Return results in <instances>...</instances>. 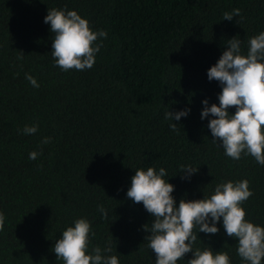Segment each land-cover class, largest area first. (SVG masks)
I'll return each mask as SVG.
<instances>
[{"label": "trees", "instance_id": "16d2710c", "mask_svg": "<svg viewBox=\"0 0 264 264\" xmlns=\"http://www.w3.org/2000/svg\"><path fill=\"white\" fill-rule=\"evenodd\" d=\"M53 8L76 11L93 32L107 33L94 42L101 47L91 69L56 65L44 22ZM233 9L240 16L223 20ZM261 32L264 0H0V264H64L55 242L80 218L91 226L87 254L98 246L119 264H155L144 230L154 217L127 197L135 170L148 167L166 170L177 206L210 198L218 184L249 181L245 220L264 227V165L226 156L208 128L214 117L201 119L205 99L219 105L222 86L207 72L228 40H240L246 56ZM186 109L179 121L166 119ZM33 125L38 131L24 134ZM181 166L198 171L188 177ZM216 226V234L194 227L193 250L248 264L222 218Z\"/></svg>", "mask_w": 264, "mask_h": 264}, {"label": "clouds", "instance_id": "9594fccd", "mask_svg": "<svg viewBox=\"0 0 264 264\" xmlns=\"http://www.w3.org/2000/svg\"><path fill=\"white\" fill-rule=\"evenodd\" d=\"M234 16H240V9L225 12L223 20L231 21ZM44 22L50 24L54 34L51 54L57 66L64 71H83L93 67L95 54L101 47L93 45L98 37L107 36L105 31L93 32L89 22L76 11L48 9ZM207 76L210 81L216 80L222 86L219 105L209 107L207 99L202 102L201 119L214 117L208 123L213 140L219 142L225 155L234 160L241 159L243 153L264 165V32L250 39L246 56L241 54L240 40L235 37L228 40L227 50L208 69ZM25 78L33 87H39L33 76L26 74ZM231 108H235L234 114L229 112ZM189 111H169L165 116L171 121H179ZM177 125L172 123L170 127L175 131ZM37 131L35 125L23 129L26 135ZM50 139L45 137L43 143H49ZM38 155L35 151L31 152L29 159L34 160ZM181 167V173L188 177L198 171L191 166ZM165 175L164 168H160L159 173L152 167H148L147 171L137 169L127 191L129 199L142 203L154 217L151 228L146 224L144 230L150 233L145 239L155 253V264H177L189 252L193 253V258L187 264H230L227 252L219 251L214 255L211 248L194 251L192 247L197 240L193 234L194 227L199 228V233L216 234L219 231L216 224L221 218L227 236L238 240V255L248 264H261L264 258V227L246 221V211L241 207L253 195L249 181L218 184L210 198L181 199L177 206L172 196L174 186L162 179ZM100 211L106 218L107 213L102 206ZM4 220L3 213H0V231L3 230ZM90 231L91 226L86 219H77L74 227H68L55 242L53 251L57 259H62L64 264H119L117 256H103L98 246L93 249V254H87ZM104 251L111 252L112 249L109 247Z\"/></svg>", "mask_w": 264, "mask_h": 264}]
</instances>
